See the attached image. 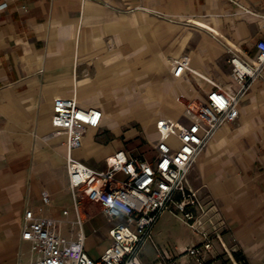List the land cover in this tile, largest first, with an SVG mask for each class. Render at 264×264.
Returning <instances> with one entry per match:
<instances>
[{"label": "crops", "instance_id": "obj_1", "mask_svg": "<svg viewBox=\"0 0 264 264\" xmlns=\"http://www.w3.org/2000/svg\"><path fill=\"white\" fill-rule=\"evenodd\" d=\"M263 24L264 0H0V264L33 258L22 237L27 209L57 219L64 235L78 233L71 226L77 214L67 146L52 136L55 97L75 95L85 107H100L101 127L111 120L114 138L97 141L101 127L89 129L83 147L74 150L77 159L95 169L119 150L152 160L156 121L188 122L185 102L203 101L212 87L192 73L175 74L172 60L228 84L230 51L255 56ZM240 109V118L218 130L189 174L190 186L224 222L226 251L218 246L213 264H241L235 253L248 264H264V78L253 83ZM120 110L135 113L131 118L143 130L123 131L114 117ZM131 140L137 150L128 148ZM173 218L168 212L159 220L155 241L163 247L195 242L188 226ZM111 227L87 218L92 256L108 245ZM148 250L153 261L152 244Z\"/></svg>", "mask_w": 264, "mask_h": 264}, {"label": "built area", "instance_id": "obj_2", "mask_svg": "<svg viewBox=\"0 0 264 264\" xmlns=\"http://www.w3.org/2000/svg\"><path fill=\"white\" fill-rule=\"evenodd\" d=\"M257 48L255 56L230 51L232 81L228 84L201 74L181 58L172 60L175 74L192 73L212 87L203 101L185 102L188 122L169 117L156 121L158 139L152 160L144 154L119 150L105 158L103 169H95L77 159L74 150L83 147L89 129L101 127L104 112L100 107L81 105L75 95L55 97L52 136L63 137L67 146L69 184L77 214L71 226L73 231L78 227V233L74 237L64 235L57 219L27 209L22 237L31 243L33 253L27 264H213L221 255L218 246L226 251L221 229L224 222L215 219L217 211L211 213L190 186L189 174L218 130L240 118L241 104L251 86L264 78V39L258 41ZM83 199L99 205L112 224L107 232L108 245L96 257L87 248V218L81 216ZM44 201H50L47 193ZM168 212L183 220L195 242L163 247L155 241V227ZM148 244L155 254L150 263L144 260Z\"/></svg>", "mask_w": 264, "mask_h": 264}, {"label": "rangeland", "instance_id": "obj_3", "mask_svg": "<svg viewBox=\"0 0 264 264\" xmlns=\"http://www.w3.org/2000/svg\"><path fill=\"white\" fill-rule=\"evenodd\" d=\"M133 116L136 117V114L130 113V112H127L124 110H120L116 113V115L114 117L118 119L119 124L121 126L120 128H122L123 131L131 130V129H137V131L138 130L142 131L143 128L141 127L139 120L134 119V118L132 119L131 117H133ZM109 125H111V120H105L103 126L98 130V132L96 134V140L97 141L105 142V141H109V140L114 138V134L107 128V127H109ZM134 140H131L129 142L128 148L137 150V143H134ZM150 147H151V145L148 144V148H146L147 152L150 151V149H151ZM149 156H150V154H149ZM81 216L83 219L88 218V217H92L93 223H95L96 225H103L106 222L105 217L101 213V207L97 204H95V205L90 204L86 199L82 200ZM176 217H178V216H176ZM173 219L176 221H178L177 219H179L180 221L183 222V220L180 217L173 218ZM144 256H145L146 260H148V261H151L153 258V254H151L150 250H148L147 252H144ZM224 261H226V263L229 264L228 260H224Z\"/></svg>", "mask_w": 264, "mask_h": 264}, {"label": "trees", "instance_id": "obj_4", "mask_svg": "<svg viewBox=\"0 0 264 264\" xmlns=\"http://www.w3.org/2000/svg\"><path fill=\"white\" fill-rule=\"evenodd\" d=\"M235 257H236V259H238V260H242V261L245 260L244 258H242V257L240 256L239 253H235ZM246 264H248V263H246Z\"/></svg>", "mask_w": 264, "mask_h": 264}]
</instances>
